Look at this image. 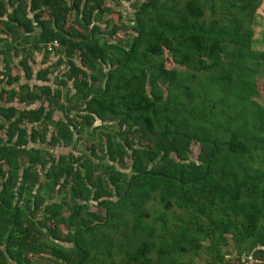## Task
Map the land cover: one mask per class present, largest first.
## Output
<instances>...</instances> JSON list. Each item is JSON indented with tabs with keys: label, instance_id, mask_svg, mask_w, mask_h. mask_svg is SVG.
I'll use <instances>...</instances> for the list:
<instances>
[{
	"label": "trees",
	"instance_id": "1",
	"mask_svg": "<svg viewBox=\"0 0 264 264\" xmlns=\"http://www.w3.org/2000/svg\"><path fill=\"white\" fill-rule=\"evenodd\" d=\"M261 1L0 0V264H264Z\"/></svg>",
	"mask_w": 264,
	"mask_h": 264
},
{
	"label": "rangeland",
	"instance_id": "2",
	"mask_svg": "<svg viewBox=\"0 0 264 264\" xmlns=\"http://www.w3.org/2000/svg\"><path fill=\"white\" fill-rule=\"evenodd\" d=\"M110 5L115 6L116 4L114 2H110ZM128 5H130L129 2H128V4L123 3V5H121V10L123 11V15H129V12H130L129 8L130 7ZM115 8L118 9V8H120V6L115 7ZM68 16L69 17H68L67 23H70V22H72L71 14H69ZM107 16H109V14L105 13L103 15V18H105ZM122 19H123V21H125L124 18H122ZM115 33H116L117 36H121V35L123 36L122 28L116 30ZM253 38L255 40V43L253 44V48L256 49V50L264 51V0L261 1L259 7L256 10V24L254 25ZM109 40L110 41H115V38L111 37ZM121 40H124V39H121ZM56 57H57L56 54H52L51 53V54L48 55L47 60H45V62H43L41 64L40 61L43 60L42 59V52L36 53L34 55V63L32 64V69L35 71L37 68L44 67V66H46L48 64H51V63H53L56 60ZM13 62L16 63L17 62V58H15ZM165 65L167 67L174 66L169 60L165 61ZM13 69H14V72H17L19 68H17V66H16ZM62 69H63L62 65H60L57 69H54L52 71V73L49 74V78L51 79L55 74H59ZM256 87H257V90H258V95L255 97V100L264 106V75L263 74L257 76V78H256ZM61 90H62V93L65 92V90L63 88ZM58 117H60V112L58 110H55L53 112V118L56 119ZM83 144H84L83 139H80L78 144L75 146V150H72V151L74 153H77V151H79L80 149L83 148V146H82ZM48 147L50 148V150L52 151V153L54 155H57L59 153H66L70 149L69 147H64V146H61L59 144H56L54 146H48ZM198 148H199L198 144H191L190 145V151H189V154H188V157L190 159H195L196 158V155H197V152H198ZM124 164H128V161H125ZM89 206H90L91 209L94 210L95 209V201H90L89 202ZM235 255H236L235 250H232L231 254L226 256V258H228V261H227L228 264H254L253 263L254 260L252 258H250V256H248L245 261H238L236 259V257H232V256H235Z\"/></svg>",
	"mask_w": 264,
	"mask_h": 264
},
{
	"label": "built area",
	"instance_id": "3",
	"mask_svg": "<svg viewBox=\"0 0 264 264\" xmlns=\"http://www.w3.org/2000/svg\"><path fill=\"white\" fill-rule=\"evenodd\" d=\"M58 46V43L56 40H51L50 42L45 44V48L48 51H52L54 48H56Z\"/></svg>",
	"mask_w": 264,
	"mask_h": 264
},
{
	"label": "crops",
	"instance_id": "4",
	"mask_svg": "<svg viewBox=\"0 0 264 264\" xmlns=\"http://www.w3.org/2000/svg\"><path fill=\"white\" fill-rule=\"evenodd\" d=\"M0 36L3 37V35H0ZM13 60H14V58H13ZM1 64H2V62H0V66H1ZM11 73H12V74L14 73V69H12ZM17 73H18V74H22V71H21L20 69H18ZM5 87H7V86H5Z\"/></svg>",
	"mask_w": 264,
	"mask_h": 264
}]
</instances>
